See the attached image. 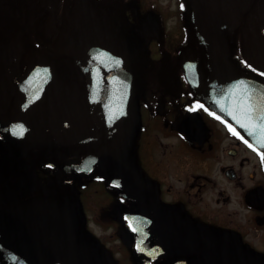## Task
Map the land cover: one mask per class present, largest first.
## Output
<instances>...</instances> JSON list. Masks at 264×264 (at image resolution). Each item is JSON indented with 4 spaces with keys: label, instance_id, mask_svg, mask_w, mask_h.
<instances>
[{
    "label": "flooded vegetation",
    "instance_id": "af4514ba",
    "mask_svg": "<svg viewBox=\"0 0 264 264\" xmlns=\"http://www.w3.org/2000/svg\"><path fill=\"white\" fill-rule=\"evenodd\" d=\"M246 91L264 0H0V212L49 251L14 264H264Z\"/></svg>",
    "mask_w": 264,
    "mask_h": 264
},
{
    "label": "water",
    "instance_id": "95a60500",
    "mask_svg": "<svg viewBox=\"0 0 264 264\" xmlns=\"http://www.w3.org/2000/svg\"><path fill=\"white\" fill-rule=\"evenodd\" d=\"M81 24L90 21L89 14H82L79 20ZM46 211L40 209H25L14 210V212H0L2 221L0 229L2 233V242L10 251L16 252L21 257L25 258L28 255H38L48 253V249L42 248V243H39L45 236L40 233H31L30 227L33 223L42 224V215ZM51 213V211H49ZM37 229V228H36ZM40 249V250H39ZM42 250V252H41Z\"/></svg>",
    "mask_w": 264,
    "mask_h": 264
},
{
    "label": "snow or ice",
    "instance_id": "6c2138e0",
    "mask_svg": "<svg viewBox=\"0 0 264 264\" xmlns=\"http://www.w3.org/2000/svg\"><path fill=\"white\" fill-rule=\"evenodd\" d=\"M181 7H183V4ZM245 64H247V61H245ZM248 67L252 66L249 64ZM238 83L244 84L243 81H239ZM195 103L198 106L203 107V105H200L199 101H196ZM242 103L244 106L245 120L247 123H242L240 120H237V123H242V127L249 132V135L256 134L259 131V143L264 144V106L258 107L255 101L252 100L251 94L248 91L245 92L242 98ZM213 115H215V113H213ZM233 118L236 119L235 116ZM224 122L228 124L227 121ZM228 127L237 136H239L241 139H244L240 132L236 131V129L231 124H228ZM245 143H248V141L245 140ZM249 146L254 147L255 150L260 153L262 160H264V151H260V148L256 147L255 145L249 144Z\"/></svg>",
    "mask_w": 264,
    "mask_h": 264
},
{
    "label": "rangeland",
    "instance_id": "374dc122",
    "mask_svg": "<svg viewBox=\"0 0 264 264\" xmlns=\"http://www.w3.org/2000/svg\"><path fill=\"white\" fill-rule=\"evenodd\" d=\"M15 263V259L12 260V257L8 254H3L0 257V264H14Z\"/></svg>",
    "mask_w": 264,
    "mask_h": 264
},
{
    "label": "trees",
    "instance_id": "16d2710c",
    "mask_svg": "<svg viewBox=\"0 0 264 264\" xmlns=\"http://www.w3.org/2000/svg\"><path fill=\"white\" fill-rule=\"evenodd\" d=\"M2 247H3V246H2V243L0 242V248L2 249ZM3 252H4V251H3ZM3 252L0 253V257H1L3 254H5V252H4V253H3ZM5 255H6V254H5Z\"/></svg>",
    "mask_w": 264,
    "mask_h": 264
}]
</instances>
